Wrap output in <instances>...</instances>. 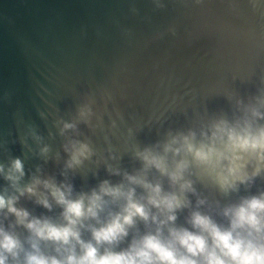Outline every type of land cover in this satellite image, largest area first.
<instances>
[{"label":"water","instance_id":"water-1","mask_svg":"<svg viewBox=\"0 0 264 264\" xmlns=\"http://www.w3.org/2000/svg\"><path fill=\"white\" fill-rule=\"evenodd\" d=\"M261 94L264 0H0V165L7 172L20 158L21 186L33 176L51 178L71 184L74 199L105 180L121 183L125 172L141 168L137 149L189 131L199 139L214 120L238 119ZM72 142L88 144L91 155L68 168L65 147ZM148 179L171 190L155 170ZM186 179L195 194H186L190 205L177 212L174 226L189 230L193 211L227 226L225 207L264 192V171L229 194L194 165ZM0 193H13L2 174ZM35 199L22 196L16 206L63 223L50 195L51 210ZM108 210L119 209L111 205L101 220ZM13 219L0 212L5 227ZM155 227L138 221L116 250ZM82 238L90 240L91 232L82 229ZM42 248L54 254L52 245Z\"/></svg>","mask_w":264,"mask_h":264},{"label":"clouds","instance_id":"clouds-1","mask_svg":"<svg viewBox=\"0 0 264 264\" xmlns=\"http://www.w3.org/2000/svg\"><path fill=\"white\" fill-rule=\"evenodd\" d=\"M241 111L235 121L223 117L214 120L201 131L199 139L189 131L170 135L154 147L137 149L134 155L141 168L135 174L125 172L118 184L105 180L97 189L74 199L71 184L57 185L51 178L33 176L31 183L21 186L25 171L20 158L11 161L7 172L0 165V174L13 189L12 194L0 193V212L5 220L14 218L7 227L0 223V264H264V192L225 207L222 215L227 226L200 211H193L188 220L193 230L174 226L177 212L190 205L186 194H195L192 181L186 179L193 165L224 194L252 183L264 171V123H260L264 121V94L243 105ZM72 127L63 124V129ZM65 151L70 157L68 168L78 167L91 155L89 145L80 142H72ZM151 170L166 177L171 190L151 182ZM109 171L120 175L119 169ZM40 187L47 194L40 192ZM137 187L143 189L139 197ZM25 195L51 210L50 195L62 209L63 223L17 207ZM197 203L203 205L205 201ZM111 205L119 210H108L107 219L101 220ZM138 221L156 225L155 231L133 238L117 251ZM17 227L28 233L24 239L15 231ZM82 229L91 232L90 240L82 238ZM42 244L52 245L54 254L44 251Z\"/></svg>","mask_w":264,"mask_h":264}]
</instances>
